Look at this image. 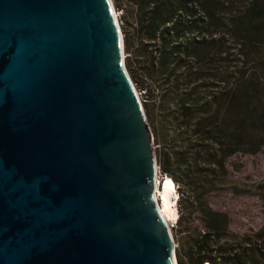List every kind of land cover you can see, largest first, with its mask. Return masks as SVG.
I'll use <instances>...</instances> for the list:
<instances>
[{
	"label": "water",
	"instance_id": "obj_1",
	"mask_svg": "<svg viewBox=\"0 0 264 264\" xmlns=\"http://www.w3.org/2000/svg\"><path fill=\"white\" fill-rule=\"evenodd\" d=\"M125 55L110 0H0V264L178 263Z\"/></svg>",
	"mask_w": 264,
	"mask_h": 264
},
{
	"label": "trees",
	"instance_id": "obj_2",
	"mask_svg": "<svg viewBox=\"0 0 264 264\" xmlns=\"http://www.w3.org/2000/svg\"><path fill=\"white\" fill-rule=\"evenodd\" d=\"M114 3L124 17L131 13L122 26L125 64L144 90L159 168L187 187L201 170L220 180L226 157L261 147L245 136H264V107L256 104L264 90V0ZM203 210L206 228L190 235L185 253L176 249L178 264H264V224L229 243L228 214Z\"/></svg>",
	"mask_w": 264,
	"mask_h": 264
},
{
	"label": "rangeland",
	"instance_id": "obj_3",
	"mask_svg": "<svg viewBox=\"0 0 264 264\" xmlns=\"http://www.w3.org/2000/svg\"><path fill=\"white\" fill-rule=\"evenodd\" d=\"M112 1L117 9L122 29L125 20L131 23V13L124 17L123 10L116 7L114 0ZM136 88L144 106V90L138 86ZM256 104L264 107V90L260 98L256 99ZM159 108H155L156 119L162 118ZM146 116L152 129L147 113ZM251 134L250 138L247 136L245 138L256 144L259 142L261 147L255 152L242 150L226 157V171L221 174L220 180H214L212 175H205V171L201 170L197 175L202 178L196 180L192 187L173 182L175 183L173 195L177 200L176 205L179 212L177 220L172 222L171 227L176 249L180 248L185 253L190 247V235L206 228L201 213L206 212L203 209L207 206L228 214L229 223L226 229L235 234L229 243H241L243 239L248 238L250 233L264 224V136H260L258 132ZM164 176L170 175L163 173L158 165L159 180L162 181ZM224 237L218 241V244L225 242Z\"/></svg>",
	"mask_w": 264,
	"mask_h": 264
},
{
	"label": "bare ground",
	"instance_id": "obj_4",
	"mask_svg": "<svg viewBox=\"0 0 264 264\" xmlns=\"http://www.w3.org/2000/svg\"><path fill=\"white\" fill-rule=\"evenodd\" d=\"M110 2L112 4L114 13L116 15L118 24L120 26L117 9L115 8L112 0H110ZM131 82L135 88L137 95L140 97V94L138 92V89L135 87L134 82L132 80ZM173 189H174V183L170 177L166 176L165 178L162 179V181H160L157 175V208L161 217L168 225L170 232H172L171 230L172 222L177 220L179 214L176 205V198L173 195L175 191ZM175 261H176V257H175ZM176 264H178L177 261Z\"/></svg>",
	"mask_w": 264,
	"mask_h": 264
}]
</instances>
